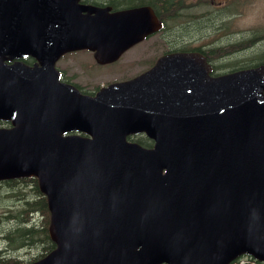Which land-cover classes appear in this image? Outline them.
<instances>
[{"label":"water","instance_id":"95a60500","mask_svg":"<svg viewBox=\"0 0 264 264\" xmlns=\"http://www.w3.org/2000/svg\"><path fill=\"white\" fill-rule=\"evenodd\" d=\"M77 1L0 0V180L37 178L56 244L32 264H264V64L209 77L179 52L81 94L62 53L112 61L152 29Z\"/></svg>","mask_w":264,"mask_h":264},{"label":"flooded vegetation","instance_id":"af4514ba","mask_svg":"<svg viewBox=\"0 0 264 264\" xmlns=\"http://www.w3.org/2000/svg\"><path fill=\"white\" fill-rule=\"evenodd\" d=\"M250 1L211 0L208 4V0H79V3L85 6L107 7L109 12L147 8V19L152 23L149 28L154 29V32L146 36L143 42L152 40L153 44L158 46L155 52L159 53L151 65L153 66L159 57L179 51L176 48L177 43L187 44L205 39L204 45H207L211 38L213 41L217 40L214 35L223 36L224 40L229 39L228 31L239 26V17L245 10L244 4ZM194 22H197V29L190 32ZM177 29L180 31L179 34ZM210 33L213 34L210 35ZM196 36L199 38L194 40ZM190 49L186 51L199 52L205 57L206 62L212 67V76L230 71H217L210 60V55L203 48ZM80 51L83 50L69 51L61 55L55 62V67L62 83L73 86L82 94L93 96L104 85L103 83L96 84L93 80L95 75L91 72L103 64L95 60L92 51L86 50L90 54L89 57L79 55ZM216 51L219 55V50L216 49ZM138 53L140 67V47ZM25 61L30 64L34 63L31 59ZM139 74L140 70L133 76L112 82L128 80ZM1 202L8 205L4 209L2 205L0 207L2 211L0 212V264H29L45 256L48 253L50 242L48 208L46 200L40 195L37 180L36 182L31 178L0 180ZM19 221L20 223L25 222L24 228L27 232L24 237L26 241L23 240V242L20 237H23V234L20 232L15 234L14 230H7L8 224Z\"/></svg>","mask_w":264,"mask_h":264},{"label":"rangeland","instance_id":"374dc122","mask_svg":"<svg viewBox=\"0 0 264 264\" xmlns=\"http://www.w3.org/2000/svg\"><path fill=\"white\" fill-rule=\"evenodd\" d=\"M210 1L211 0H208V4ZM244 5L245 10L239 17V26L228 31L229 39L224 40L225 37L214 35L217 40L213 41V38H211L207 45H204L205 39H202L201 41H193L187 44L177 43L176 48H203L205 52L210 55V60L217 68V71H227L241 66L255 64L260 62L259 58L264 60V56H261L262 54L264 55V0H251ZM221 17L223 19L222 14ZM196 24L197 22H194L190 32L197 29ZM185 31L189 32L188 30ZM177 33H180L179 29H177ZM211 34L213 33H210V35ZM198 38L199 37L196 36L194 40ZM139 47L140 67L138 65ZM216 49L219 50V55ZM157 50L158 46L154 45L152 40L137 44L136 47L123 53L116 61L103 64L94 69L91 72V74L95 75L93 80L96 84H106L113 80H120L133 76L138 73L139 70L141 73L152 65L153 61L156 59V55L159 53L155 52ZM78 54L86 57L90 56L89 52L86 50L80 51ZM262 63L264 62L262 61ZM1 205L4 209L8 204L1 202L0 207ZM0 212L2 211L0 210ZM234 264L261 263L249 257H243Z\"/></svg>","mask_w":264,"mask_h":264},{"label":"trees","instance_id":"16d2710c","mask_svg":"<svg viewBox=\"0 0 264 264\" xmlns=\"http://www.w3.org/2000/svg\"><path fill=\"white\" fill-rule=\"evenodd\" d=\"M261 56H264L263 54L261 55ZM259 60H260V62L259 63H262V61L264 62V60L263 59H261V58H259ZM139 143H141L142 145H148L149 144V142H147L146 140H143V141H141L140 142V140H137ZM24 221H22L21 223H20V221L19 222H16V223H11V224H8L7 225V227L9 226V228L7 229V230H10V231H15V234H18L19 232H20V234H23V237L22 236H20L21 237V240H22V242H23V240H25V236L27 235V232H26V229L24 228ZM7 227H5V228H7ZM6 229H4V231H5ZM26 241V240H25ZM52 248V245L50 244L49 245V249H51Z\"/></svg>","mask_w":264,"mask_h":264}]
</instances>
